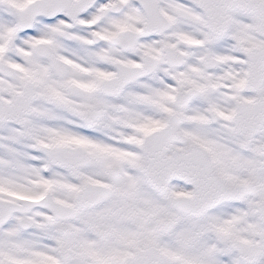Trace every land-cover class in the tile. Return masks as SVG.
Listing matches in <instances>:
<instances>
[{
	"label": "snow or ice",
	"instance_id": "obj_1",
	"mask_svg": "<svg viewBox=\"0 0 264 264\" xmlns=\"http://www.w3.org/2000/svg\"><path fill=\"white\" fill-rule=\"evenodd\" d=\"M0 264H264V0H0Z\"/></svg>",
	"mask_w": 264,
	"mask_h": 264
}]
</instances>
